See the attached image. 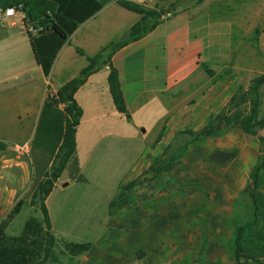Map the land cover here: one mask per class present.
<instances>
[{
  "label": "rangeland",
  "instance_id": "374dc122",
  "mask_svg": "<svg viewBox=\"0 0 264 264\" xmlns=\"http://www.w3.org/2000/svg\"><path fill=\"white\" fill-rule=\"evenodd\" d=\"M99 1L105 7L113 0ZM127 1L142 4V0ZM192 1H196V7L189 12L184 9L191 6V0L151 1V7L161 9L176 3L179 17L168 24L178 23L182 29L187 28L189 41L197 39L199 46L180 52L169 48L164 102L147 100L149 93L145 92L140 101L131 104L133 120L120 115L98 122L97 127L112 126V133L92 132L93 124L79 129L78 149L64 165L45 200L57 261L49 259L43 264H234L230 240L235 225L248 219L251 211L243 190L260 154V142L258 136L244 134L237 125L226 127L224 121L214 118L217 115L232 118L236 112L247 110L240 96L248 90L252 79L264 74V0ZM110 10L112 19L105 21L112 29L100 38L107 44L125 37L131 22L118 12L127 11L112 5ZM16 28L22 30L29 48L23 27ZM17 32L12 30L10 34ZM1 44L6 46L9 41ZM76 45L75 42L72 48H77ZM138 55L141 56H135ZM146 61L143 59L142 68L137 61L136 74L140 76L136 75L139 81L134 86L157 85L160 77L164 79V66L155 69ZM29 77L38 78L37 85L5 94L9 103L26 101L29 91L34 102L38 91L41 97V71H33ZM27 78L9 82L5 87L23 83ZM96 86L100 89L101 84ZM175 89L177 100H172ZM260 93V116L264 117V87ZM97 95L106 110L103 92ZM128 99L131 101V95ZM165 110L172 114L161 141L151 148L159 134L153 123ZM40 118L28 142L30 162L25 161L19 167L13 164L16 156L11 146L23 144L17 139L22 134L8 131L3 138L0 222L22 199L37 178L40 166L43 169L52 161L47 168L50 172L53 162L57 163L60 124L46 125V115ZM211 118L222 134L184 147L192 139L189 132H198ZM34 119L30 114L24 125L32 124ZM166 148L169 149L163 153ZM178 154L169 173L152 178L149 169L155 157ZM131 180H139L141 184L130 194V204L110 216V202L120 187ZM30 219L42 223L39 203L31 206L27 200L5 230V236H21ZM29 238L35 241V236ZM71 243H89L91 248L79 257L70 258L62 250Z\"/></svg>",
  "mask_w": 264,
  "mask_h": 264
},
{
  "label": "trees",
  "instance_id": "16d2710c",
  "mask_svg": "<svg viewBox=\"0 0 264 264\" xmlns=\"http://www.w3.org/2000/svg\"><path fill=\"white\" fill-rule=\"evenodd\" d=\"M115 2L121 8L141 15V18L129 28L125 37L112 41L101 48L95 56L88 58V65L80 71L78 76L61 85L54 95L47 96L40 117L43 114L46 115L44 120L46 125L53 122L60 124L61 134L56 148V150L59 149L56 155L58 160L57 163L53 162V170L50 172H47V168L52 161L48 162L43 169L40 166V171L36 174L37 178L30 183L22 199L0 222V264H43L49 259L57 261L53 252L56 244L51 234L45 200L59 179L64 165L75 155V134L82 117V110L75 100V94L91 75L106 66L109 67L107 85L113 105L118 113L130 120L118 79V71L111 62L112 57L128 44L153 32L161 23L163 16L174 12L175 4H171L167 9H161L159 7L149 8L127 0H115ZM15 5H22L28 19L39 22L45 27L44 32L37 37H30L26 34L29 37L36 63L43 68L45 75H48L57 52L68 37L74 33L78 25L93 17L103 7V3L99 0H0V8ZM205 71L211 76L209 70ZM263 87L264 74H261L252 79L248 90L240 96V101L247 104V110L236 112L232 118L219 115L214 118V120L224 121L226 127L237 125L244 134L258 136L260 142V154L250 170L249 181L243 190L249 199L251 211L248 219L235 225L230 240V251L234 264H264V117L260 116V90ZM59 106H62V110L58 108ZM53 117L58 118V121ZM165 130L164 126L151 148L161 141ZM261 131L262 135L259 134ZM189 134L192 139L184 147L201 139L218 137L222 132L220 126L214 125L211 118L198 132H189ZM4 147V143L0 142V150H3ZM167 149L169 148H166L163 153H166ZM179 156L178 154L169 155L168 158H163L161 155L155 157L149 169L153 174L152 178H158L163 172L169 173ZM139 184L141 181L131 180L120 187L115 198L109 204L110 216L130 204V194ZM27 200L31 206L39 203L42 223L36 219H30L25 224L21 236L6 237L5 230L19 215L24 201ZM30 235L35 236V241L29 238ZM90 248L91 244L89 243H71L64 245L62 253L70 258H76L87 253ZM204 264L221 263L208 262Z\"/></svg>",
  "mask_w": 264,
  "mask_h": 264
},
{
  "label": "crops",
  "instance_id": "0c3cea01",
  "mask_svg": "<svg viewBox=\"0 0 264 264\" xmlns=\"http://www.w3.org/2000/svg\"><path fill=\"white\" fill-rule=\"evenodd\" d=\"M151 1L152 0H142V5L153 8L151 7ZM195 2L196 1L191 0V6L185 7L184 11L189 12L191 9H194L196 7ZM111 5L112 7H120L116 4L115 0H113L110 4L105 7L103 6L93 17L78 25L74 33L68 37L66 42L57 52L48 75H45L43 68L36 63L29 37L27 36L29 48H26V42L22 37V30H19V28L16 27L0 26L1 43L9 41V44L6 46L0 43V142H4L3 138H5L4 136H7L6 132L8 131L22 134L17 138L19 142H30L33 138L32 135L34 133V128L39 122L47 96L54 95L61 85L78 76L80 71L88 65V58L95 56L101 48L107 45V43H102L100 38L106 36L108 29H112V26H109L105 21L109 18L112 19L113 14L110 13ZM118 12L123 15L124 18L131 20L127 30H129V28L141 18V15L130 11L127 12H130L135 16L137 15V17L135 18V16L121 10H118ZM178 13V11L174 10L173 13L163 16L161 23L153 32L136 42L128 44L112 57L111 62L113 67L118 71V79L121 84V90L130 115V120H133L134 117L131 104H134L136 100L140 101L145 92L149 93V95L145 97L147 100L151 99L156 103L164 102V94L168 90L166 82L168 74L166 73V67L169 48H171L172 51L173 49H176L180 52L188 48L192 49L199 46L197 39L189 41L187 28L182 29L178 23L176 25L168 24L173 19L179 17ZM12 30H17L18 32L10 34ZM75 42L77 43V48H72V45ZM136 54H141V56H135ZM134 56L136 58H134ZM13 57L15 58L14 61L9 63L8 61L13 60ZM143 59L147 60L146 62L150 63L155 69L158 66H164V79H161L160 77L157 85L149 83L147 85L148 87L134 86V83L139 81L137 77L140 76L136 74L138 71L136 70V64L137 61L140 62L142 68ZM39 70L41 71L43 83L41 97L38 91L34 102V95L29 91V97L26 101H12L9 103L5 94L24 86L33 87V84L38 82V78L29 77V75L33 71ZM108 73L109 67L106 66L102 68L97 73L91 75L86 83L75 94V100L82 110V117L75 134L76 151L78 149L79 129L82 126L93 124V129H90L92 132H100L104 134L112 133V126L102 125V127H97L99 124L98 122L103 119H108L110 116L113 118V116L120 117L121 115L116 111L109 93L107 85ZM153 76L150 77H153V81H156V75ZM23 77H28L25 82L15 84L12 87H5L9 82L20 81ZM98 83L101 84L100 89L96 86ZM100 92H103V99L109 105H107L106 110L102 107L100 98L97 95ZM177 94L178 92L175 89L172 100H177ZM128 95H131V101H129ZM58 108L62 110V106H59ZM135 108H137V106H135ZM30 114H32L35 119L32 124L30 123L26 126L24 125V119L29 118ZM171 114L172 113L167 110L160 113L159 117L153 123L158 127L157 131L159 130L160 132L164 126L167 127ZM86 116H88V118H86ZM106 122L107 124L109 123V121ZM55 185L56 183L54 184V187ZM106 224L108 223L106 222Z\"/></svg>",
  "mask_w": 264,
  "mask_h": 264
},
{
  "label": "built area",
  "instance_id": "2783aa9c",
  "mask_svg": "<svg viewBox=\"0 0 264 264\" xmlns=\"http://www.w3.org/2000/svg\"><path fill=\"white\" fill-rule=\"evenodd\" d=\"M0 26L5 27H23L25 34L30 37H37L44 32L45 27L39 22H33L27 18L22 9V5H15L7 8H0ZM16 159L14 166L19 167L23 162H30L29 144H14L11 146ZM31 164V163H30Z\"/></svg>",
  "mask_w": 264,
  "mask_h": 264
}]
</instances>
